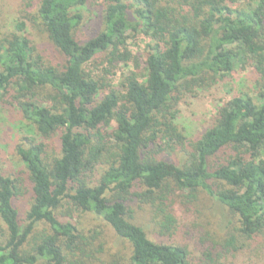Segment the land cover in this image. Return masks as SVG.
Listing matches in <instances>:
<instances>
[{"label":"trees","instance_id":"1","mask_svg":"<svg viewBox=\"0 0 264 264\" xmlns=\"http://www.w3.org/2000/svg\"><path fill=\"white\" fill-rule=\"evenodd\" d=\"M99 2V32L78 42L81 9ZM26 18L5 23L0 39V104L20 116L14 155L23 168L11 176L0 168V264H83L69 261L84 236L59 215L65 202L128 243L126 264H189L184 246L162 239L174 217L165 215L152 239L126 205L171 186L188 202L202 192L214 203L227 253L254 243L264 262V0H38L32 19L63 57L58 65L36 54ZM138 32L149 38L144 80L132 71L120 92L109 90L86 67L103 52L110 65L123 59ZM247 67L250 91L218 106L185 145L179 96ZM173 140L186 146L178 164L161 155ZM87 171L98 173L94 181ZM23 192L30 203L21 218Z\"/></svg>","mask_w":264,"mask_h":264},{"label":"rangeland","instance_id":"2","mask_svg":"<svg viewBox=\"0 0 264 264\" xmlns=\"http://www.w3.org/2000/svg\"><path fill=\"white\" fill-rule=\"evenodd\" d=\"M38 0H26L29 7H22L23 0H0V39L4 37L5 23L11 19L26 15L25 35L31 41L36 54H40L46 63L58 65L63 62V57L56 51L47 38L42 26L33 21L34 9ZM239 3L249 0H237ZM101 3H91L81 9L83 19L75 33L78 42H82L94 36L100 30ZM26 12V14H25ZM12 14L13 16H11ZM20 15V16H19ZM32 15V16H31ZM149 38L142 33H131L127 39V54L123 53V59L115 60L110 65L106 61L105 53L97 55L93 62L87 65L89 71L99 83L108 85V89L121 91L122 78L134 71L139 80H144L146 44ZM250 69L233 70L219 77L215 85L197 94L181 95L174 108L175 126L183 135L185 145L211 124L216 108L239 92H249L252 87ZM45 97L46 94H43ZM46 104H50L47 98H42ZM7 105V104H6ZM20 116L14 107L0 104V168L3 174L19 175L22 171L21 163L14 155V147L22 137L18 130ZM186 146H180L174 140L161 154L171 162L178 164L184 157ZM109 153V152H108ZM103 166H99L101 168ZM87 175V176H86ZM85 181H94L98 173L87 171ZM139 191L138 193H140ZM160 198L159 196H162ZM154 197V199H149ZM146 197L133 196L126 201L132 221L142 226L153 239L159 224L165 215L174 217L176 223L171 230L162 237L163 240L184 246L189 254V264H264L261 255L251 243L247 249L241 246L237 251H230L226 247V233L220 231L217 225L218 216H212L215 209L214 203L202 192H198L196 199L188 202L172 186L162 193H155ZM30 203L29 194L23 192L15 199V206L19 215L23 218L24 211ZM214 211V210H213ZM59 215H65L73 223L84 239L79 241L81 252L75 253L69 261L77 258L83 264H126L129 255V245L124 240L118 239L112 229L104 222L94 219L75 210L68 202H65ZM236 225V223L234 224ZM0 228H3L0 223ZM42 230L43 225H39ZM232 228L228 231L231 232ZM241 243H237L240 246ZM210 252L211 255L206 254Z\"/></svg>","mask_w":264,"mask_h":264}]
</instances>
